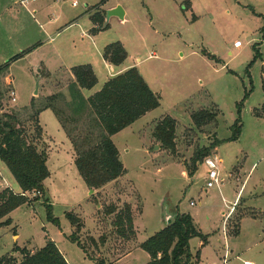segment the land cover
Segmentation results:
<instances>
[{
    "label": "rangeland",
    "instance_id": "rangeland-1",
    "mask_svg": "<svg viewBox=\"0 0 264 264\" xmlns=\"http://www.w3.org/2000/svg\"><path fill=\"white\" fill-rule=\"evenodd\" d=\"M99 2L35 0L24 5L20 0H0V64L34 46L8 69L12 85L4 80L6 69L0 73V114L17 115L28 140L45 151L49 169L43 182L44 196L37 191L26 192L28 203L11 211V224L0 227V256L12 253L14 246L33 252L50 238L70 264H96L100 259L115 262L127 252H131L128 258L117 264H145L149 255L139 244L166 225L168 216L187 212L209 241L200 260L193 264H222L224 241H236L242 252L240 258H226L227 264H244V260L264 263L258 253L260 245L253 244L264 241V117L253 112L264 100V0H107L102 9L120 4L126 15L123 20L110 17L107 29L96 33L89 30L96 36L95 45L100 46L98 57L97 49L80 33L91 23L90 18L83 17ZM70 20L75 21L65 27ZM235 40L240 41L239 47L233 46ZM112 42L123 45L127 57L121 64L137 65L159 96V106L111 137L125 173L90 189L76 169V151L69 138L73 128L72 133L83 135L90 122L86 117L74 121L68 92L73 80L59 65L86 64L81 60L92 59L97 82L91 89H83L85 95H91L118 66L101 62L104 46ZM257 51L260 56L248 67ZM40 60L51 77L46 76ZM38 69L43 73L40 82L34 76ZM11 90L14 102L9 97ZM245 92L249 95L241 108L240 133L231 140L236 104ZM38 108L42 109L36 117L39 131L31 118ZM201 109L216 111L217 115L197 127L191 114ZM166 115L176 122L174 151L153 135L156 123ZM215 139L221 141L210 153L222 157L218 170L223 180L206 188L203 159L190 176L191 159L196 150L208 147ZM0 174L12 190L20 191L1 161ZM245 176V187L232 205ZM4 184L0 179V186ZM46 204L57 223L47 219ZM236 205L228 218V214H221ZM108 206L116 211L107 214ZM125 208L130 210L132 226L125 222V234L120 235L116 215ZM243 208L245 219L235 237L232 225ZM67 212L78 217L79 230L70 223ZM73 232L82 247L69 238ZM257 234L262 236L260 240H256ZM189 241L194 255L201 238L195 236ZM12 255L22 257L19 251Z\"/></svg>",
    "mask_w": 264,
    "mask_h": 264
},
{
    "label": "trees",
    "instance_id": "trees-1",
    "mask_svg": "<svg viewBox=\"0 0 264 264\" xmlns=\"http://www.w3.org/2000/svg\"><path fill=\"white\" fill-rule=\"evenodd\" d=\"M105 1L107 0H100L95 5L93 12V8L88 9L89 18L93 24L90 29L91 33L108 28V23L105 22V9L101 8ZM261 31L264 39V25L261 27ZM32 48L34 46L15 54L3 63L0 66V73L7 69L10 62L30 52ZM259 56L260 53L257 51L248 67ZM102 57L109 64L119 65L127 57V52L120 42H112L104 46ZM70 72L74 80L68 87L69 108L74 116V121L86 117L90 122L88 124L90 128L88 127L83 135L72 133L74 128L69 131L70 141L76 151L74 164L90 189L100 188L125 173L123 163L119 159V150L111 137L148 111L158 107L159 96L149 87L136 66H131L110 77L100 89L87 98L83 96L81 89H91L97 82L92 66L88 63L74 65L70 68ZM262 89L264 92V77L262 78ZM248 95L249 93L245 92L242 100L236 104L237 117L232 125L233 133L228 139L236 140L240 133L241 108ZM47 106L49 107V105ZM45 108L47 107H43V109ZM41 110L38 108L31 114L38 131L40 126L36 117ZM253 112L257 117H264V100L261 107L255 108ZM216 115V111L201 109L192 113L191 118L197 127H201L213 121ZM61 122L64 123L62 119ZM175 129V119L166 115L156 123L153 135L161 142L162 146L174 151ZM220 141L215 139L208 147L196 150L191 159L190 176L197 170L200 161L210 154V149L216 147ZM0 160L13 176L20 190L15 192L6 187L0 191L1 227L11 224V219L8 217L11 211L28 203L29 198L26 192L37 191L44 196L43 182L49 176L45 151L38 150L28 140L24 128L19 124V119L13 112L0 114ZM46 207L47 219L57 223L56 218L52 216L50 205L46 204ZM106 211L107 214H111L116 209L114 206H108ZM66 217L77 230L81 228L78 217L73 213L67 212ZM125 222L128 223L127 227L131 228L132 217L129 208L119 211L116 215L115 223L120 235L125 234L123 226ZM235 228H237V224H235ZM195 236L200 237L203 243L207 240L206 235L197 229L189 213L176 212L168 224L139 244V247L149 255V260L145 264H193V262H198V251L193 255L189 249V240ZM69 238L80 246L75 232L70 234ZM12 251H19L22 253V257L17 259L8 253L0 256V264H69L56 243L50 238L42 247L33 252L18 249L17 246H14ZM96 264L114 263L100 259Z\"/></svg>",
    "mask_w": 264,
    "mask_h": 264
},
{
    "label": "crops",
    "instance_id": "crops-1",
    "mask_svg": "<svg viewBox=\"0 0 264 264\" xmlns=\"http://www.w3.org/2000/svg\"><path fill=\"white\" fill-rule=\"evenodd\" d=\"M116 5H120V4H110V5H107L104 9H107V8H111V7H114V6H116ZM33 11L34 12H37V9H34L33 8ZM124 12H125V14H124V18H125V15H126V11H125V8H124ZM82 16L84 15V14H81ZM79 16V17H82V16ZM83 18H89V13H87V14H85V16L83 17ZM75 20H70V21H68L65 25V27H69L73 22H74ZM85 25H86V23H85ZM93 26V24H92V22L90 23V26H89V23L86 25V26H84V27H86L85 28V30H83V32H81L80 33V35L82 36L81 38L83 39L84 37L87 39V40H90L91 41V43L93 44V47H95L96 49H97V51H98V57H100V54H101V50H100V46L98 45V46H96L95 45V38H96V36H94L93 34H91V33H89V30L91 29V27ZM88 31V32H87ZM91 43H88V45L90 46V44ZM87 44V43H86ZM40 46V45H39ZM39 46H37V47H39ZM36 47V48H37ZM35 48V49H36ZM31 52H28L27 54H25V55H23L22 57H20V58H24V57H26L28 54H30ZM20 58H18L17 60H19ZM17 60H14V61H12V62H10V64L8 65V67H7V69H6V75H5V77H4V80H5V82L7 83V84H10L11 83V85H12V81H11V78L9 77V75H8V69L10 68V66L14 63V62H16ZM41 62H40V64L39 65H42L43 67H45V63H43V60H40ZM83 61H86V62H83ZM96 61H97V58H96ZM78 62V61H77ZM80 62V61H79ZM101 62H102V64H104L105 66H107L109 63H107L104 59H102L101 60ZM124 62V61H123ZM80 63H88V64H90L91 66H92V68H93V71H94V73H95V75H96V72H95V67L93 66V60L91 59V60H81V62ZM3 64V63H2ZM2 64H0V66L2 65ZM38 65V63H36V66H39ZM73 65H75L74 64V62H66V63H63V62H61V64L59 65V67H63V68H65L68 72H69V77H71V79L72 80H74V77H73V75L71 74V72H70V68L73 66ZM133 65H135V64H130V65H126V66H123V64H119L114 70H112L111 72H109V74H110V76H109V78L110 77H112V76H114V75H116V74H118V73H120V72H122V71H124L125 69H127V68H129V67H131V66H133ZM137 66V65H136ZM46 68V71H45V74H46V76H47V74L49 75V76H47V77H51V75H52V73L49 71V69L47 68V67H45ZM35 77H37L38 79H39V82L41 81V79H42V76H43V73L41 72V69H38L37 70V72L35 73V75H34ZM53 77V76H52ZM108 78V79H109ZM81 92H82V94H83V96L85 97V98H87L88 96L87 95H85L84 93H83V89H81ZM33 95V94H32ZM220 159H221V161H222V157H219ZM1 161V160H0ZM1 163H3L2 161H1ZM4 165V164H3ZM5 166V165H4ZM5 168H7L6 166H5ZM0 176H1V178L0 179H2V181L5 183L4 185H1L0 186V191H1V189H3V188H5V187H11L10 186V184H8V182H7V180H6V178L3 176V174H0ZM240 178H241V174H240V171H239V168L237 169V173H236V179H237V182H239L240 181ZM246 180H247V177L245 176V178L242 180V182L240 183V185H239V187H238V189H237V191H236V195H235V197H234V199H233V202H232V205H234L235 204V202H236V200H237V198H238V195H239V193L243 190V188L245 187V182H246ZM19 190V189H18ZM14 191V190H13ZM15 192H18V191H15ZM233 207H231L226 213L224 212V211H222L221 212V214L223 215V214H225V215H227L228 214V216H227V218L230 216V214L232 213V212H234V210L237 208V205H236V207L234 208V209H232ZM243 211L241 212V214L237 217V219L235 220V222H234V224L232 225V234H234L235 235V237L236 236H238V234H239V232H240V229H241V225H242V222L244 221V217H245V212H244V210H245V208H243L242 209ZM264 210V209H263ZM190 214V213H189ZM191 215V214H190ZM254 216H256V215H254ZM191 217H192V219H193V216L191 215ZM227 218L225 219V220H227ZM193 222H194V219H193ZM224 223H225V221H224ZM195 224V223H194ZM235 224H237V228H235ZM165 226V225H164ZM163 226V227H164ZM163 227H161V228H159L158 230H160V229H162ZM197 227V226H196ZM197 229L199 230V228L197 227ZM157 230V231H158ZM200 231V230H199ZM156 232V231H155ZM225 234H226V236H228L229 235V233H227V230H226V227H225ZM18 235L16 234V235H13V238L15 239V237H17ZM261 235L260 234H257V236H256V240H260L261 239ZM190 242V241H189ZM209 241L208 240H206V242L205 243H203V241H199L198 242V248H197V250L196 251H198V253H199V257H198V259L200 260V256H201V254H202V252H203V250H204V248H207V246L209 245V243H208ZM218 242V245H219V243H220V241H217ZM264 241H253V244L254 245H260V247L258 248V253L262 256V260L264 261V245L262 244ZM262 244V245H261ZM217 245V246H218ZM224 246V250H223V254H222V257H223V263L224 264H227V261H226V258H229V257H234V258H240V256H239V254H241L242 252H239V249L236 247V241H224V244H223ZM190 249V248H189ZM247 249H248V247H247ZM216 250V249H215ZM195 251V252H196ZM11 254H13V252L11 253ZM63 254V253H62ZM131 254V252H127L126 254H124L122 257H120L119 259H117V260H115V262H113L114 264H117V263H120V262H123V260H125L126 258H128V256ZM15 256V255H14ZM66 258V257H65ZM67 260V259H66ZM262 261V262H263ZM244 262V264H255L254 262H252V261H250V260H244L243 261ZM69 263V262H68ZM222 263V264H223ZM70 264V263H69ZM262 264H264V263H262Z\"/></svg>",
    "mask_w": 264,
    "mask_h": 264
},
{
    "label": "built area",
    "instance_id": "built-area-1",
    "mask_svg": "<svg viewBox=\"0 0 264 264\" xmlns=\"http://www.w3.org/2000/svg\"><path fill=\"white\" fill-rule=\"evenodd\" d=\"M30 1H35V0H20V3L25 5ZM240 45L241 43L239 40H235L233 42L234 47H239ZM9 97L13 102L16 100L15 93L13 90L9 92ZM220 162H221V159L217 156L216 152L210 153L203 158V164L206 166V169H207L206 176H205V180H206L205 187L206 188H212L222 182L223 178L219 176V170H218ZM190 204L192 205L194 204V202L190 201Z\"/></svg>",
    "mask_w": 264,
    "mask_h": 264
},
{
    "label": "water",
    "instance_id": "water-1",
    "mask_svg": "<svg viewBox=\"0 0 264 264\" xmlns=\"http://www.w3.org/2000/svg\"><path fill=\"white\" fill-rule=\"evenodd\" d=\"M124 14H125V12H124V9L121 7V5H116L114 7L107 8V9H105V22L107 23L106 20H108L112 16H115V17L123 20ZM36 93H37V89L34 91V94H36ZM170 221H171V217L168 216L166 224H168Z\"/></svg>",
    "mask_w": 264,
    "mask_h": 264
}]
</instances>
